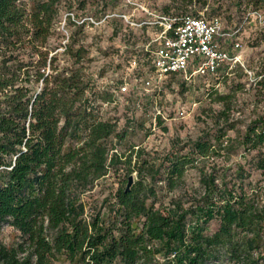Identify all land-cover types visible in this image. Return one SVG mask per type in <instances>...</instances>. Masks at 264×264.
Here are the masks:
<instances>
[{"label": "trees", "instance_id": "obj_1", "mask_svg": "<svg viewBox=\"0 0 264 264\" xmlns=\"http://www.w3.org/2000/svg\"><path fill=\"white\" fill-rule=\"evenodd\" d=\"M62 2L0 0V223L19 237L0 242V264H264V124L160 158L118 150L129 123L102 113L114 94L97 85L88 50L73 34L59 41ZM201 15L219 18L196 12L171 20L172 29ZM236 145L254 153L256 181L241 164L213 162ZM188 170L197 188L186 186ZM120 171L124 184L134 172L138 180L99 197Z\"/></svg>", "mask_w": 264, "mask_h": 264}, {"label": "rangeland", "instance_id": "obj_2", "mask_svg": "<svg viewBox=\"0 0 264 264\" xmlns=\"http://www.w3.org/2000/svg\"><path fill=\"white\" fill-rule=\"evenodd\" d=\"M188 1L63 0L61 4L58 32L64 38L59 41L65 45L73 34L78 44L88 50L93 60L90 72L97 85L114 94V103L102 105V113L119 119L121 126L129 123L127 139L118 150L132 146L143 149L148 154L146 158H160L174 147H189L200 137H214L220 132L227 135L226 139L235 138L255 121L264 124V24L253 19L242 23L247 12L264 11V0H193L186 6ZM196 12L218 16L226 32L240 27L233 44H240L244 67L224 65L214 75L190 80L176 75L158 82L152 77L153 87H142L140 81L152 75L149 53L159 46L164 28L174 18ZM220 96L227 99L220 102ZM181 111L183 117L179 115ZM234 151L213 162L230 169L241 164L248 170L250 180L256 181L259 175L251 162L254 153H245L237 145ZM125 174L111 173L105 179L108 187L102 192L101 186L96 189L99 197L120 186L125 188ZM132 176L136 182L137 173ZM185 182L189 188L198 187L195 170H188ZM215 227V223L211 224L210 230ZM18 240L13 228L0 223L2 244L11 246Z\"/></svg>", "mask_w": 264, "mask_h": 264}, {"label": "built area", "instance_id": "obj_3", "mask_svg": "<svg viewBox=\"0 0 264 264\" xmlns=\"http://www.w3.org/2000/svg\"><path fill=\"white\" fill-rule=\"evenodd\" d=\"M249 18L263 25L264 11H254ZM239 31L226 32L219 18L208 20L204 15L186 16L175 29H172L170 22L159 38V46L152 52L153 79L159 82L162 78L177 74L190 80L194 76L215 74L224 65L230 68L235 65L244 67L239 43L233 44L232 51L222 50L219 44L220 41L234 40ZM132 66H136L135 60ZM248 75L253 77L251 72ZM151 78L142 82L145 89L153 87ZM121 91L125 92L126 88ZM179 115L183 117L184 112L181 111Z\"/></svg>", "mask_w": 264, "mask_h": 264}, {"label": "crops", "instance_id": "obj_4", "mask_svg": "<svg viewBox=\"0 0 264 264\" xmlns=\"http://www.w3.org/2000/svg\"><path fill=\"white\" fill-rule=\"evenodd\" d=\"M233 41L234 40H228V41H220V48L222 50H226V51H232V47H233Z\"/></svg>", "mask_w": 264, "mask_h": 264}, {"label": "water", "instance_id": "obj_5", "mask_svg": "<svg viewBox=\"0 0 264 264\" xmlns=\"http://www.w3.org/2000/svg\"><path fill=\"white\" fill-rule=\"evenodd\" d=\"M133 183H134V178H133V176H131V177H129V179H128V184H127V188H126V191H127V192L131 189Z\"/></svg>", "mask_w": 264, "mask_h": 264}]
</instances>
